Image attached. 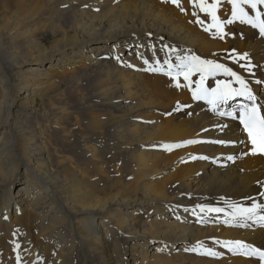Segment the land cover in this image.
Wrapping results in <instances>:
<instances>
[{
    "label": "bare ground",
    "instance_id": "1",
    "mask_svg": "<svg viewBox=\"0 0 264 264\" xmlns=\"http://www.w3.org/2000/svg\"><path fill=\"white\" fill-rule=\"evenodd\" d=\"M181 4L186 12L170 0L1 1L0 78L15 97L0 105V264H264L215 243L264 250V224H228L224 212L197 207L264 204V154H251L239 120L194 99L183 77L177 88L148 70L169 56L216 60L264 104V84L255 83L264 81V35L237 21L214 36L189 0ZM231 11L222 0L221 20ZM41 33L53 36L50 45ZM230 53H247L252 72ZM35 63L42 70L22 76ZM74 74L99 88L51 99ZM216 79L225 77L206 85ZM35 94L46 98L44 114L25 111ZM188 140L200 142L165 148ZM199 242L220 255L192 251Z\"/></svg>",
    "mask_w": 264,
    "mask_h": 264
},
{
    "label": "snow or ice",
    "instance_id": "2",
    "mask_svg": "<svg viewBox=\"0 0 264 264\" xmlns=\"http://www.w3.org/2000/svg\"><path fill=\"white\" fill-rule=\"evenodd\" d=\"M169 2V0H164ZM172 4L179 7L181 11L186 12L182 7L181 0H170ZM193 8V16L197 17L196 22L204 26L205 31L211 32L213 29L214 36L223 38L226 25H231L237 21L241 24H247L258 29L261 35H264V0H228L231 5V16L227 20H221L218 15L222 0H189ZM200 13H203L209 18V21L202 20ZM175 51V50H173ZM235 50H233V53ZM235 63L240 64V61L247 63L240 64L247 72L251 73L253 66L248 61V54H229ZM176 63L172 62L171 56L161 62L155 59L154 65H150L148 70L153 72H163L175 81L177 88L181 87L180 78L183 77L187 82V87L192 91L193 98L196 100H205L211 106L213 111L218 112L220 116H229L233 119L239 120L244 131L247 133L248 140L252 145L251 154H264V104L258 102V97L254 91L251 83L233 68L226 64L219 63L216 60L203 59L197 55L176 56ZM145 64L149 61L145 60ZM199 76V79L194 81L193 76ZM223 76L225 79H216L215 87H208L206 81L209 77L215 78ZM257 85L264 84V81H255ZM195 84V87H193ZM235 85V86H234ZM240 98L242 101L237 105L231 107V111L220 110L224 106H228L231 101ZM183 106L177 105V109ZM197 140H188L183 143L165 145L167 150L178 148L183 144L199 143ZM217 143H226L225 141H217ZM195 158V157H194ZM208 159V157H201ZM228 160H233L232 156L227 157ZM199 211L203 212H224L229 219L225 223L231 224L233 222H247L254 220L257 223L264 224V204L253 203L251 206H244L242 204L231 202L225 211L223 208H211L204 205H198ZM195 212V209L193 210ZM215 243H222V246L227 248L233 254H240L246 257H256L264 261V250L253 246L252 244L240 240H226L223 242L215 241ZM19 249L20 245H16ZM192 251L201 252V254L208 256H219L220 253L213 248L205 247L202 242L191 249ZM17 260H20L19 254Z\"/></svg>",
    "mask_w": 264,
    "mask_h": 264
},
{
    "label": "rangeland",
    "instance_id": "3",
    "mask_svg": "<svg viewBox=\"0 0 264 264\" xmlns=\"http://www.w3.org/2000/svg\"><path fill=\"white\" fill-rule=\"evenodd\" d=\"M1 1H3V0H0V32H1L2 27H3V14H2V8H1V6H2ZM14 30L20 31V29H14ZM41 34L45 35V37L42 39L43 43L46 46L50 45L52 43L53 36L50 33H41ZM47 64H48V62L44 63L45 66ZM33 69L42 70V67L38 63L28 64L27 66H24V68L21 69L22 76H26V78H29V77H31V75L36 74V73L31 72ZM57 86L59 88L57 91L50 92V98L51 99H56L57 96L62 91H66V90H69V91L75 90V91H79L82 93H87L90 90H93L95 88H99V85H97V84H90V83L85 82L84 79L79 76V74H74L73 76L62 77L61 79L58 80ZM12 93H13V91L10 92L8 87H6V85H4L3 79L0 78V105H1V101H2L3 97H5L6 99H8L10 97H15V94H12ZM45 99L46 98L41 99L37 94H35L34 96H29L27 98L29 105L25 111L27 113L31 112V111H33L32 113H35L37 111V114H44L42 104L44 103ZM70 102L75 103V100L70 99ZM17 109H19L22 112L24 108L21 107V108H17ZM22 182H23V180H20V183H22ZM20 185H22V184H20ZM9 235H11V237H9V238L12 240L14 235L13 234H9Z\"/></svg>",
    "mask_w": 264,
    "mask_h": 264
}]
</instances>
